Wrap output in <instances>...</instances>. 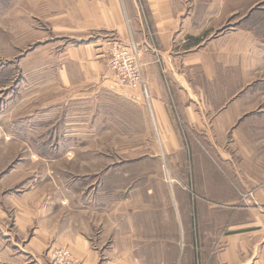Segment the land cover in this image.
I'll return each mask as SVG.
<instances>
[{"label":"crops","instance_id":"1","mask_svg":"<svg viewBox=\"0 0 264 264\" xmlns=\"http://www.w3.org/2000/svg\"><path fill=\"white\" fill-rule=\"evenodd\" d=\"M37 2L49 11L40 17L54 37L44 45L65 106L97 101L112 115L125 106L165 138L177 139L182 123L215 148L224 139L225 152L204 167L240 189L226 199L209 193L226 214H131L124 224L111 214L95 232L67 221L64 234L57 221L50 250L67 248L84 264H264V0ZM113 42L136 46L148 98L113 83ZM199 181L207 194L217 187L212 175Z\"/></svg>","mask_w":264,"mask_h":264},{"label":"rangeland","instance_id":"2","mask_svg":"<svg viewBox=\"0 0 264 264\" xmlns=\"http://www.w3.org/2000/svg\"><path fill=\"white\" fill-rule=\"evenodd\" d=\"M39 4L0 0V73L10 77L0 87V264H50L57 221L64 234L67 221L95 232L111 214L122 224L131 214H226L224 202L206 201L209 193L226 199L240 189L224 170L204 167L225 152L224 139L215 148L182 123L177 139L165 138L125 106L112 115L97 101L64 105L44 45L54 37L41 18L49 11ZM211 175L217 187L207 194L195 182Z\"/></svg>","mask_w":264,"mask_h":264},{"label":"built area","instance_id":"3","mask_svg":"<svg viewBox=\"0 0 264 264\" xmlns=\"http://www.w3.org/2000/svg\"><path fill=\"white\" fill-rule=\"evenodd\" d=\"M109 70L113 83L120 89L138 92L148 98L147 89L139 61V52L134 44L122 46L113 42L110 50ZM50 264H84L71 250L60 248L50 253Z\"/></svg>","mask_w":264,"mask_h":264},{"label":"trees","instance_id":"4","mask_svg":"<svg viewBox=\"0 0 264 264\" xmlns=\"http://www.w3.org/2000/svg\"><path fill=\"white\" fill-rule=\"evenodd\" d=\"M9 71L4 70L0 73V87H4L9 81ZM49 123L38 124V126H48Z\"/></svg>","mask_w":264,"mask_h":264},{"label":"bare ground","instance_id":"5","mask_svg":"<svg viewBox=\"0 0 264 264\" xmlns=\"http://www.w3.org/2000/svg\"><path fill=\"white\" fill-rule=\"evenodd\" d=\"M126 90V89H125Z\"/></svg>","mask_w":264,"mask_h":264}]
</instances>
